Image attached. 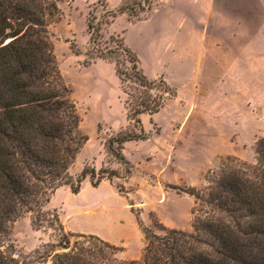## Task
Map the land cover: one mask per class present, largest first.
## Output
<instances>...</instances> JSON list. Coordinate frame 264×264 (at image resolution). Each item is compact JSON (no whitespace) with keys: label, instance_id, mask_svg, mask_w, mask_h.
I'll list each match as a JSON object with an SVG mask.
<instances>
[{"label":"rangeland","instance_id":"rangeland-1","mask_svg":"<svg viewBox=\"0 0 264 264\" xmlns=\"http://www.w3.org/2000/svg\"><path fill=\"white\" fill-rule=\"evenodd\" d=\"M214 2L220 21H187L197 4ZM47 21L53 55L87 140L69 168L115 170L93 187L88 177L77 193L58 188L44 206L64 233H85L121 247L114 262L139 259L141 226L193 231L196 198L183 190H206L225 157L255 162V142L264 136V0H57ZM124 6L123 12L115 16ZM88 21L101 22L102 48L116 43L132 51L148 80L163 79L174 91L154 113L138 115L145 136L127 141L124 165L104 146L134 130L131 110L140 93L131 63L96 55ZM127 75V76H126ZM153 88L150 93L156 94ZM141 94V93H140ZM178 187V188H175ZM31 213L10 224L6 249L21 264H52L58 230L35 228ZM111 239L117 240L112 242Z\"/></svg>","mask_w":264,"mask_h":264},{"label":"trees","instance_id":"trees-1","mask_svg":"<svg viewBox=\"0 0 264 264\" xmlns=\"http://www.w3.org/2000/svg\"><path fill=\"white\" fill-rule=\"evenodd\" d=\"M123 10L121 6L108 14ZM58 12L57 0H0V264H21L4 239L10 224L26 212L33 227L47 223L58 230L57 243L42 257H50L52 264H264V136L255 142L254 163L227 156L206 190H183L196 198L192 232L164 225L156 232L136 218L144 242L139 259L114 262L121 247L93 234L64 233L58 216L44 211L62 186L77 193L87 177L93 187L105 177H118L117 171L104 168L69 172L87 137L80 131L79 115L48 38L47 21ZM87 25L96 55L116 58L118 76L125 73L117 58L127 59L131 81L140 87L128 115L135 129L104 143L128 176L131 165L122 148L145 136L138 115L158 111L165 94L174 91L163 79L148 80L137 56L122 43L102 48L101 22ZM153 88L159 92L151 94Z\"/></svg>","mask_w":264,"mask_h":264},{"label":"crops","instance_id":"crops-1","mask_svg":"<svg viewBox=\"0 0 264 264\" xmlns=\"http://www.w3.org/2000/svg\"><path fill=\"white\" fill-rule=\"evenodd\" d=\"M193 12H189L187 21H220V12H217V8L214 2H208L206 5L197 4L192 9ZM112 242H117L115 239H111L109 235L106 236Z\"/></svg>","mask_w":264,"mask_h":264}]
</instances>
